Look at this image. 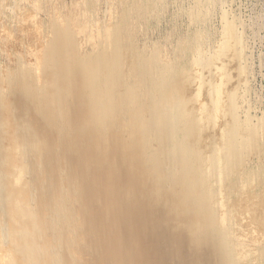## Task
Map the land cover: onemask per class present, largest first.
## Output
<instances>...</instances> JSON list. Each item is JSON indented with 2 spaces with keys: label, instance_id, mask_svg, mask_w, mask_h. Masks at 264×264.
I'll list each match as a JSON object with an SVG mask.
<instances>
[{
  "label": "rangeland",
  "instance_id": "obj_1",
  "mask_svg": "<svg viewBox=\"0 0 264 264\" xmlns=\"http://www.w3.org/2000/svg\"><path fill=\"white\" fill-rule=\"evenodd\" d=\"M198 3L202 7L200 19L194 18L193 15ZM229 26L234 28V37L229 32ZM230 35L233 39L229 37ZM225 38H227L226 42L231 41L235 47L237 46L235 49L233 47L232 51H226L227 59L223 60L225 66L228 65L227 69L231 65L228 70L231 74L228 86L238 93L237 102L240 110L238 109L237 116L241 121L245 120L244 123L252 121L251 124L258 126L263 133L258 137L261 151L251 152L245 163L247 171L253 173L254 177L250 176L244 180L245 182H240L242 188L245 187V189L232 197V206L230 205L229 211L233 216V225L237 234L230 237L221 234L217 242L226 240L229 243L226 249L221 250L223 258L232 253L234 256H239V264H262V260L264 261V0H0V127L3 128V131L10 130L9 134H6L8 136L2 134L3 137H1L0 135V139L4 143L0 146V149L4 146L2 154L7 155L12 162L20 161L18 157H21V154H18L19 151H17L19 144L14 141L13 137H15L17 126L21 123L27 125L25 128L29 130L30 138L33 131L37 132L40 129L41 136L44 138L59 140L58 129L61 125H66L65 118L74 120V130L67 131L72 134L75 130L88 127L87 119L92 120L96 115L98 117V114L105 110V105L109 104L106 107L109 106L110 109L116 104L127 101L130 96L135 97L138 92L139 97L134 98L136 103L132 106L128 105V108L130 107L128 110L130 115L132 114V119H136L135 116H139L141 119L145 116L142 121L147 122L150 115L148 110H151L152 113L156 108H159V105L161 108L172 103L171 97L166 95L167 91L164 92L168 90L164 83L165 78L174 79L175 77L176 80L185 81L187 84L183 86L185 91L183 95L185 98H191L194 95L193 91L196 86L194 80H196L198 72L197 66H194L197 54L202 51L204 61L206 59L205 62L216 54L220 56L225 50ZM222 43H224L223 47H220ZM234 50L238 51L237 55L242 59L237 55L236 58L232 56ZM129 64L136 65L140 69L137 70L138 74L140 72L152 76L150 71L156 73V82L151 79L146 81V89L151 88L149 92L146 90V94L144 88L142 89L140 86L138 90H135L138 86L133 73L128 74L127 72L131 70ZM128 68L129 70H127ZM236 72L240 73L236 75ZM210 75L212 77L215 75L217 78L219 76L216 73L214 75L209 73ZM191 82L195 84L191 85ZM160 84L162 86L159 87ZM124 90L125 92H123ZM135 91L137 92L134 93ZM120 93L124 96H120ZM165 97L168 101L164 99ZM159 98L160 100H158ZM144 104L149 106H147L148 109L142 106ZM150 107L153 110L149 109ZM141 108H146V112L144 113ZM51 112L56 115V123L57 121L58 123L57 126L55 125L54 134H50L49 137L52 127L48 113ZM212 132L202 133L204 140L200 146L203 152H209L217 140V134ZM196 135L193 134L186 138L185 141H188L186 144L192 143L193 145ZM85 140V144L67 145L68 154L64 151L59 156L61 161L54 163L57 170V181L66 174L65 177L74 178V182L83 180L91 183L98 191L101 189L100 193H102L93 196L97 208L101 205L100 200L104 201L103 222H99V227L94 226L96 211H93L94 216L83 213V222L76 223L79 230L73 232L75 241L78 239L74 245L82 242L80 244L82 248L80 249L79 245L78 248L72 245V249H68L71 256L72 254L74 256L71 257V261L72 264H124L128 258L126 253L121 256L120 260L115 258L119 246L123 245L122 240H118V237L120 239L123 237L124 228L110 226L105 229V218L109 223L113 210L116 211L119 206L116 204L111 206L109 202L112 199L109 198V207L107 208L103 197H105V186L111 183L114 176L126 174L128 157L125 159L123 156L119 159L114 150H105L108 153L92 150L100 143L97 136L85 137ZM203 143H205V147L202 146ZM200 146L198 145V147ZM71 155L74 156V159ZM66 159L72 160L75 163L74 167L68 163L67 169H69L66 170ZM130 159L132 160V158ZM120 162L123 165L116 169L115 165ZM19 166H14L12 172L10 171L8 180L11 197L14 199L16 207H19L13 212V216H9V219L5 220L0 216V264L31 263V260H29L30 263L25 262L26 253H24L25 247H32L31 242L28 241L25 245L23 242L25 241L24 237L32 236L35 220L32 221L30 212L38 209V203L36 200L34 201L30 188L29 193H26L32 177L28 172L29 169L24 165ZM52 166L53 164L49 166L48 170ZM198 166L199 161H195L193 167ZM180 168L185 170L184 167ZM160 169L162 175L168 171L163 165L160 166ZM25 173L30 178L26 179ZM49 174L51 176L52 173L49 171ZM76 175L78 176L76 177ZM23 177L28 181L26 182ZM189 177L190 180L195 179L197 172H191ZM173 178L172 175L166 180L170 182L172 188L180 190V185L184 187L183 190L188 188L184 186L183 181ZM152 181L154 184L156 183L154 179ZM13 183L18 184L13 185ZM250 186L251 188H249ZM14 187H16V192ZM148 187L143 186L144 189ZM121 191L128 196L134 192L124 188ZM140 192L141 190L137 191V193ZM27 194L31 196L28 197ZM246 198H249L248 203ZM241 200L244 201L243 204H240ZM24 205L25 208L22 207ZM20 208L23 211L22 214ZM26 210L29 211L30 217ZM210 213L217 214L218 211H205L200 215L202 217L200 219L208 222L211 218ZM141 219L146 220V218ZM86 220L88 221L86 222ZM9 222L16 226L9 225ZM19 222L21 227L23 226V230ZM28 222L34 224L30 223L29 226L23 224ZM3 228L8 233L6 237L3 236ZM104 229L105 231H103ZM131 232L139 233L138 228L132 229ZM4 240L8 243L6 244ZM86 240L88 246H93L92 248L99 252L96 253L91 247L86 246L87 243H84L87 242ZM137 240L140 241L141 246L153 243L152 240L149 242V239L144 235L138 236L132 242L135 241L137 244ZM13 241L15 242L12 243ZM15 246L19 253L14 249ZM138 246L136 249H131V252L140 250ZM83 247L84 250H82ZM212 248L211 244L201 246V252L206 253V257H203L207 260L210 259L212 264H221L218 252L213 253ZM87 249H91L90 252ZM17 256L22 260L17 259ZM146 257L147 255H143L141 258L135 261L132 259L129 262L131 264H148L146 262H150L151 258ZM157 257L158 253L156 252L153 254V258ZM74 261L76 262L74 263Z\"/></svg>",
  "mask_w": 264,
  "mask_h": 264
},
{
  "label": "bare ground",
  "instance_id": "obj_2",
  "mask_svg": "<svg viewBox=\"0 0 264 264\" xmlns=\"http://www.w3.org/2000/svg\"><path fill=\"white\" fill-rule=\"evenodd\" d=\"M199 3L197 7L195 6V12H192L194 18L197 19L202 14V7H200ZM229 32L234 37L235 31L233 27L229 26ZM231 35L229 37H231ZM226 40L227 38H225L224 43ZM238 41L240 40L238 39ZM224 43H222L220 47H223ZM233 47L235 49L237 46L235 47L231 41L226 42L224 52L220 56L216 54V56H213L207 62H205L206 59L204 61V56H202L201 50H199L201 51L200 53H196V65L194 66H197L196 70H198V72L196 80L193 79L194 82L196 81V86L194 91L192 90L194 95L191 98H185L183 95L185 93L183 86H186L187 84L185 81L182 80L185 83L184 85L183 82L176 80L175 77L174 79L165 78L166 81L164 83L168 90H165L164 92L167 91L166 95L171 97L170 101L172 103L164 105L161 108L159 105V108H156L152 113L151 110H148L150 115L148 117L149 119L147 118V122L142 121L145 116L142 119L139 116H135L136 119H132L133 117H131L132 114L130 115L129 113L130 111L128 109H130V107L128 108V105L132 106L136 103L134 100L139 97V92L138 95L136 94L137 98H135L136 96L129 97L128 90V92L126 91L129 97L127 98V101H123L115 106L111 103L113 107L110 109L108 108L109 106L106 107L109 105L106 102L107 105H105V110L101 111V113L98 114V117L96 115L92 120L87 119L88 127H84L78 131L75 130L72 134L67 133V131L74 130V120L64 117L66 119V125H61L58 129L60 135L59 140L56 138H44V136H41L42 133L40 129L37 132L33 131L30 138L29 130L25 128L27 125L21 123L17 126L15 137H13V135L11 136L14 138V141L19 144V147L17 146L18 150H16L19 151L18 154H21V157H18L19 155L17 156L20 161L12 162L7 155L2 154L1 151L4 146L0 149V216L5 220L7 218L9 219V216H13V212L19 207H16L15 201L11 197L10 187L8 188V180L10 171L14 166L24 165L29 169L28 172L32 175L30 178L26 176L27 173H25L26 179L30 178L31 180L30 187L28 185V191L26 193H29L30 188L34 201L36 200L38 203V209L30 212L32 221L35 220V225L33 232L31 233L32 236L30 238L24 237L25 241L23 242V245L30 241L32 247L24 248L26 261H23L30 263L29 260H31L30 264H42V261L43 264H72L71 257L73 254L71 256L68 249H72V245L78 241V239L75 241V235H73V232L79 230V227H76V223L83 222V213L86 215L90 214L89 216H94L93 211L97 212V216H94L96 217V224H94V226L99 227V222H103L102 210L104 201L100 200L101 205L97 208V203L93 199V196L95 197L98 194H102L100 193L101 189L98 191L93 184L87 183L83 180L74 182V178L65 177L66 174L62 179H58L57 181V170L56 165H54L55 162L61 161L59 156L63 154L64 151L68 154L67 145H74L73 143L85 144V137L90 138L92 136H97L100 143L93 147L92 150L100 151V153L103 151L105 152V150H114L118 154L119 159L123 156H125V159L128 157L126 161V166L128 167L126 174H124V176L116 174L111 183L105 186V197H103L107 208L109 207V203L111 206L113 204L114 206L115 204L119 206L116 211L113 210L112 218L109 220V223H107L108 220L105 218V229L110 226H117L124 228L125 232L121 239L118 237V240H122L123 245L119 246L118 252L115 256L117 260H120L121 256L126 253L128 258H126L124 264H131L129 261H132V259L135 261L136 259L143 257V255H147V257L151 258L150 262H146L148 264H212L210 259L207 260L204 258L206 257V253L201 252V246L211 244L213 245L212 252H218L221 264L240 263L239 256H234L232 253H229L230 255L224 258L222 257L221 250L226 249L229 243L226 240H220L217 242V239L221 234L225 237L237 234L233 225V216H231L229 211L232 197L236 193L240 194L245 189V187L244 189L242 188L240 182H245L244 180H247L250 176L252 178L254 177L253 173L247 171L245 163L251 152L254 153L260 150L258 137L263 132H261L258 126L251 124L252 121L251 123H244L245 120H243V122L237 116V113L240 110V106H238L237 102L238 93L236 90H233V88L231 89L228 86L231 81L230 71L228 72L231 65L227 69L228 65L225 66L226 64L223 62V60L227 59L226 51H232ZM235 52L236 51L234 50L232 54L234 58H236L235 56L238 51L236 54ZM237 56L240 57L239 55ZM223 57L225 58L222 59ZM205 58L207 57L205 56ZM240 58L242 59V57ZM130 66L131 70L127 72L128 74L132 72L135 76L132 75L138 86L136 89L135 84V90H138L140 86V88H144L143 90H145L146 94V81L151 79L153 82H156V73L150 71L152 76L141 74L140 72L138 74L137 70L140 69H138L136 65ZM236 66H238V64H236ZM127 70H129V68ZM209 73H212L213 75L216 73V75L219 76L217 78L214 75L215 78H213L214 76H209ZM238 73L236 75H238ZM178 75L179 74H177V76ZM180 77L182 76L180 75ZM192 83L193 82H191V85ZM160 86H162V84H160L159 87ZM149 90H151V88H148L147 91L149 92ZM123 92H125V90ZM136 92L137 91L134 93ZM121 95L124 96L120 93V96ZM166 98L167 97L164 99L167 100ZM158 100H160V98ZM145 104L142 106L147 108L148 105L145 106ZM146 108H141L144 113L146 112ZM149 109L153 110L151 107ZM140 112L142 111L140 110ZM48 118L50 119L52 127L49 132L50 137V134H54L55 125L57 126L58 121L56 123V115L53 112L48 113ZM62 122L63 120L61 123ZM2 129L3 128L0 127L1 137L8 136L6 134L10 130L7 129V131H3ZM205 131L209 133L213 131L217 134V140L214 142L212 149H209V152H203L200 146L204 140L202 139V135ZM193 134H197L195 136L196 141L194 140L195 143L193 145L192 143L187 145L186 143H188V141H185L186 138L191 137ZM204 136L206 137V135ZM0 142V146L4 144L1 139ZM204 144L205 143H203L202 146L205 147ZM198 145L200 147H198ZM71 157L74 159L73 155H71ZM130 158H132V160ZM195 161H199L198 167H193ZM68 163L71 167H74L75 164L72 160L66 159V170L69 169H67ZM51 164H53V166L48 170ZM122 165L123 164L120 162L115 165V168L117 169ZM161 165L171 173L166 171L162 175L160 169ZM180 167H184L185 170H182ZM49 171L52 173L51 176ZM191 172H197V177L193 180H190L189 177ZM172 175L174 176L173 179L183 181L184 186L188 188L183 190L184 187L182 185H180V190L172 188L173 186L170 182L166 181ZM21 176L20 178H22ZM77 176L78 175H76V177ZM107 178L109 177L107 176ZM152 179L156 181L155 184ZM17 184L18 183H13V185ZM143 186L149 187L144 189ZM15 188L16 187H14V191ZM123 188L127 189V191L134 192L129 196L127 194L124 195L121 191ZM249 188H251V186ZM140 190L141 192L137 193V191ZM23 193L25 194L24 191ZM30 196L31 195H28V197ZM109 198H111L112 201L108 203ZM239 198L242 199L243 196L242 198ZM248 199L249 198H246V201ZM243 202L240 204H243ZM33 203L35 204V202ZM22 207L25 208V205ZM248 208H250V206ZM208 210H217L218 213H210L211 218L208 222L206 220V224L203 219H200L202 218L200 215ZM21 212L23 211L20 208V213ZM28 213L29 211L27 214ZM30 213L28 214L29 217ZM3 218L1 219L3 220ZM141 218H146V220ZM205 218L208 217L205 216ZM87 221L88 220H86V222ZM25 223L23 224L30 225L32 222ZM10 224L16 226V224L9 222V225ZM134 228H138L139 233L131 232ZM10 229H12V227H10ZM105 229L103 231H105ZM4 230L5 229L3 228V231ZM30 230L32 231V229ZM110 232L113 233V231ZM142 232H144V234H142ZM7 234V231L3 232L4 237H6ZM140 235L146 236V238L149 239V242L152 240L153 243L141 246L140 241L138 240L137 244L135 241L132 242L133 239L138 238ZM16 241L18 240L16 239ZM5 242L6 244L8 243L7 241ZM14 242L15 241L12 243ZM81 243L82 242H80V244ZM84 243H87L86 246H88V241ZM80 244L78 245L81 249L82 245ZM78 245H74V247L77 246L78 248ZM136 246L140 247V250L131 252V249H136ZM88 247H91L94 251L96 250L92 248L93 246L89 245ZM14 249L16 250V246ZM82 250H84V247ZM89 250L88 252H90ZM29 252L31 253L29 254ZM156 252L158 253V257L155 259L153 258V254ZM17 253L19 252L17 251ZM131 253L133 254L132 256ZM18 258L19 257L17 256V259ZM21 260L22 259H20V261ZM75 262L76 261H74V263ZM263 262L264 261L262 260V264Z\"/></svg>",
  "mask_w": 264,
  "mask_h": 264
}]
</instances>
